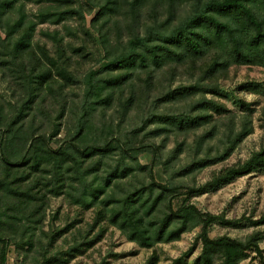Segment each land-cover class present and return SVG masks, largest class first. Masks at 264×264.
<instances>
[{
	"label": "rangeland",
	"instance_id": "rangeland-1",
	"mask_svg": "<svg viewBox=\"0 0 264 264\" xmlns=\"http://www.w3.org/2000/svg\"><path fill=\"white\" fill-rule=\"evenodd\" d=\"M73 1L72 7L56 0L26 3L29 17L36 22L31 44L35 48L45 47L49 53V59L44 62L52 70L50 91L43 89L29 103L27 81L30 80L23 75H29L31 70L21 73L20 64L11 70L0 69V144L5 142L4 159L13 164H18L22 157L33 159L37 151L35 146L42 141H49L54 151L62 152L83 112L86 78L96 71H103L102 81L118 75L121 70L105 68L110 60L120 55L132 36L143 35L147 28L171 30L209 0H162L158 3L150 0L136 7L133 6L135 0H118L117 10L99 19L100 5L108 0ZM259 16L264 19L263 6L259 7ZM6 38L0 25L1 46L6 45ZM150 69L154 71L151 87L147 86L149 69L139 68L132 77L141 95L137 106L124 115L123 104L133 84L129 81L117 93L118 96L119 92H124V101H113L103 112L99 109L87 125L81 147L100 145L106 136H123L141 129L133 142L144 139L149 143L153 140L158 146L165 144L160 155L161 165L154 168L156 182L190 187L204 185L264 150V67L231 66L223 78L211 81L209 87L197 91L195 96L170 102H159V99L200 82L201 73L176 63L163 69H155L150 63ZM40 72L33 73L34 77ZM213 91L218 93H211ZM205 98L223 105L228 112L219 116L209 111L215 120L196 132L166 131L153 139L156 130L163 128L159 127L161 121L157 118L182 115ZM19 116L13 132L8 133V124L16 122ZM153 116L155 124H146ZM245 122L252 128L251 134L223 159L226 148L231 145L230 137L241 131ZM120 153L117 150L105 160L96 172L98 177L89 175L87 186L102 183L105 173L116 169ZM203 159L216 160V163L190 175L184 173L186 166ZM132 160L127 157L125 162L131 163L135 171L125 179H116L108 189L109 194L114 192L116 199L125 198L151 182L148 172L142 171ZM92 162L95 161L86 160L85 168L92 170ZM138 164L145 167L153 164L150 150L139 155ZM5 166L0 163V237L9 242L7 264H201L200 228L183 234L179 241L143 248L129 241L116 227L99 222V207L87 209L76 204L64 189L59 196L52 194L54 182L45 180L43 170L35 173L30 165L17 168L9 182H1L7 174ZM37 176H41L40 182H34ZM184 192L180 191L181 195L175 197V210L186 202L205 213L224 215L228 220L242 219L238 227L215 224L211 238L227 236L247 241L257 235L264 261V225L252 224L264 216V170L192 197ZM160 216L161 210L158 218ZM3 246L1 242L0 260ZM261 260L251 251L240 264H262Z\"/></svg>",
	"mask_w": 264,
	"mask_h": 264
},
{
	"label": "trees",
	"instance_id": "trees-1",
	"mask_svg": "<svg viewBox=\"0 0 264 264\" xmlns=\"http://www.w3.org/2000/svg\"><path fill=\"white\" fill-rule=\"evenodd\" d=\"M33 0H0V25L6 33V45H0V69L11 70L13 66L20 64V72L31 70L29 75H23L29 84V96L27 101L33 102L38 92L43 89L51 90L49 80L52 78V70L44 62L49 59L48 50L45 47H33L32 36L35 33L36 22L29 17L26 11V3ZM43 2L45 0H38ZM71 7L75 5L73 0H56ZM89 1V0H88ZM150 0H135L133 6L145 4ZM161 2L162 0H155ZM118 0H108L100 5L101 11L98 19L105 17L107 13L117 10ZM264 7V0H209L203 7L197 9L189 18L179 26L171 30L147 28L145 33L135 34L128 41L120 55L110 60L105 69L121 70L122 72L109 80H103L100 75L103 71L92 72L85 81V103L82 106V115L78 120L76 131L66 140V147L62 152H56L50 147L49 141H42L34 153L33 159L22 157L18 164H13L7 158L4 159L3 146L0 144V163L6 165L7 174L1 182H9L13 177V171L17 168L31 166L35 172L43 170L45 180L54 182L52 194L59 196L67 193L74 198L76 204L87 209L99 207V222H107L116 227L129 241L137 243L143 248H152L160 243H172L179 241L183 234L200 228L199 240L203 245L201 264H240L254 251L262 258L263 252L259 245V238L254 235L247 241H239L227 236L212 239L210 232L215 224L238 227L243 220H228L224 215L205 213L195 205L186 202L178 209H174L175 197L185 194L192 197L196 194L208 192L222 184L250 175L256 171L264 170V150L254 154L248 161L226 170L221 175L201 186L164 185L156 182L154 168L160 164L161 150L165 144L158 146L155 141L146 142L137 138L141 129L135 130L123 136L105 137L104 143L81 147L80 141L86 136V127L93 120L95 114L111 107L113 101H124V92L117 93L123 84L132 81L130 96L123 104L124 115L137 106L141 95L138 94L132 77L140 68L149 69L148 84L154 79V71L150 69V63L155 69H163L165 66L176 63L189 66L192 71L201 73L200 82L195 85L185 86L172 93L166 94L163 102L177 101L195 96L197 91H202L210 86L211 81L218 82L227 74L234 65H253L264 67V19L259 16V7ZM93 9V7L91 8ZM89 10L90 12L93 10ZM41 71L34 77L33 73ZM151 71V72H150ZM35 86V87H34ZM37 93V94H36ZM198 93V92H197ZM208 93V92H207ZM211 93L217 94V91ZM222 116L228 110L215 101H197L192 108L182 115L161 116L159 127L153 134V139H158L166 131L177 130L180 133L196 132L212 123L214 114ZM196 112V113H195ZM22 113V112H21ZM22 115V114H20ZM8 124V133H12L17 123ZM153 119V120H152ZM146 124H155L156 117ZM247 122L244 128L235 136L230 137V146L226 148L223 159L228 157L235 147L242 143L252 132ZM167 139V138H166ZM165 139V140H166ZM165 140L164 143H165ZM232 140V141H231ZM205 141V140H203ZM119 150L120 162L116 169L106 172L103 182L97 186H87L88 176L101 168L115 151ZM151 151L153 164L149 167L138 164V157L145 151ZM131 153V154H130ZM132 158L142 171H147L151 182L147 187H142L126 195L125 198L116 199L114 192L108 193V189L116 179H125L135 170L131 163H126V158ZM93 160L92 170L85 168V161ZM132 160V161H133ZM169 163L164 164L166 166ZM215 161L203 159L194 161L184 169L186 175L213 165ZM97 179V178H95ZM41 176L35 177L34 182H40ZM17 182V181H15ZM74 190V191H73ZM163 204V205H162ZM161 210L162 216L158 218ZM253 225H264V216L252 222ZM4 246L1 252L0 264H7L9 242L0 237V243Z\"/></svg>",
	"mask_w": 264,
	"mask_h": 264
}]
</instances>
